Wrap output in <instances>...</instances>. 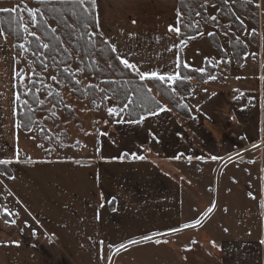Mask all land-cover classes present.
I'll list each match as a JSON object with an SVG mask.
<instances>
[{"label": "crops", "instance_id": "1", "mask_svg": "<svg viewBox=\"0 0 264 264\" xmlns=\"http://www.w3.org/2000/svg\"><path fill=\"white\" fill-rule=\"evenodd\" d=\"M19 1L33 8L42 0H0V9ZM93 10L103 39L141 70L178 76L180 62L207 69L194 47L203 33L184 42L175 31L178 0H96ZM6 47L0 23V206L21 214L0 217V264H29L49 251L89 264H264V117L255 84L264 58L241 66L227 58L228 68L189 79L183 112L162 104L138 121L124 117L114 125L125 139L117 147L61 159L22 155L17 68ZM141 250L148 263L138 260Z\"/></svg>", "mask_w": 264, "mask_h": 264}, {"label": "rangeland", "instance_id": "2", "mask_svg": "<svg viewBox=\"0 0 264 264\" xmlns=\"http://www.w3.org/2000/svg\"><path fill=\"white\" fill-rule=\"evenodd\" d=\"M233 1L224 0L228 5H231ZM249 1L255 4L253 12L255 21L251 23L246 18L238 16V19L246 26L243 34L234 28L231 22H228L220 15L219 0H203L200 4L201 12L199 11L194 16L193 21L195 26L200 28L201 32L199 35L203 33V38L197 39L198 42L194 44V47L200 49L205 59H208L206 60L208 66L202 72L204 76H200L199 79L213 74L214 70L217 71L218 69L221 70L224 67H229L226 59L233 58L230 47L231 39H239L245 44L247 54L244 58L250 59L255 57L259 63L261 62L260 59L264 58V0ZM35 8L36 6L33 8L25 6L20 1L13 5L12 10L19 9L21 11L20 23L23 28L24 39L17 41L3 32L6 37L7 51L14 58L17 68L16 113L19 106L22 110H27L29 105H31L32 109L30 110L33 111L32 117H29V123L27 124L29 127L21 126L20 121L16 117L19 128V141L26 148L22 155L25 157L55 156L64 159L80 156V154L86 151V148L90 150L98 146L97 153H101L102 147L107 148L110 145L117 147L125 139L120 141L121 137L119 134L122 131L114 127L115 121L117 122L124 117H126L125 120L128 118L125 114L126 108H121L112 98L111 94L113 90L108 88L106 92L103 91L102 82L99 79L81 73L75 76L77 83L80 84L83 90L82 96H78L70 87L69 82L65 78H58L52 68L47 67L44 71H39L31 67V58L22 48L29 45L30 36L36 34L34 26L36 17L34 14H29V10L34 11ZM48 24L53 28L51 22H48ZM210 35L215 37L218 44L211 43L209 40ZM255 35L257 36L256 41ZM186 38L190 37H182L180 41H184ZM206 42H209L208 45ZM70 54L73 57V61L69 69L71 73H76L79 69L77 62L81 59V56L71 51ZM218 60L221 61V64H219L220 61ZM234 62L238 66H241L235 59ZM231 63L233 62L231 61ZM33 73L37 74L36 76L39 80H35L32 77ZM190 78L194 79L193 77ZM260 82L259 86L258 81L255 84L260 89L262 114L264 117V80ZM90 85L94 86L96 90L89 89ZM149 87L153 95L162 104H169L155 88ZM91 93L93 94L92 97H90ZM181 97L179 96L180 99ZM109 109H112L111 113H109ZM104 141L107 142L106 144H109L106 145ZM143 152L145 153L146 151L143 150ZM70 168L63 167L62 172L68 171ZM6 173L11 176V169H7ZM2 197L4 200V195ZM18 210L9 209L6 214L5 209L3 210L0 206V217L8 216L17 219L21 217V214H18ZM33 239V235L23 234V243L29 248H35L38 244ZM49 252L52 253V251ZM49 252H47L45 257H32L31 262L27 263L89 264L84 256L56 257L52 254L50 255ZM141 252L138 255V260L148 263V258H145L148 256L143 254L144 250H141ZM101 262L102 264H116L115 257L92 258L91 264H101ZM139 262H135L134 264H138Z\"/></svg>", "mask_w": 264, "mask_h": 264}, {"label": "trees", "instance_id": "3", "mask_svg": "<svg viewBox=\"0 0 264 264\" xmlns=\"http://www.w3.org/2000/svg\"><path fill=\"white\" fill-rule=\"evenodd\" d=\"M202 2L203 0H178L179 38L194 37L200 34V28L195 26L193 20L194 16L199 11L201 12L199 6ZM219 3L220 15L231 22L234 28L242 34L246 26L238 19V16L246 18L251 23L255 21L253 17L255 4L249 0H234L231 5L226 4L224 0H219ZM34 5L36 6L33 11L36 17L34 25L36 34L31 35L29 45L22 48L31 58V67L39 71H44L47 67L52 68L58 78H65L69 82L70 87L78 96H82L83 90L75 76L84 73L96 77L102 82L103 91L106 92L108 88L113 90L112 98L121 108H126L125 114L130 121H138L162 108V103L149 91V86L162 94L164 100L176 110L183 112L179 96L190 93V77L199 79L200 76H204L196 70L184 68L180 62L178 79L172 84L167 80L163 82L156 79L141 81L135 72L120 63L111 45L100 35L90 1H85L81 5L79 0H42L35 2ZM36 9L39 11H35ZM20 14L19 9L0 13L2 31L17 41L24 39ZM48 22L53 24V28ZM254 38L256 41L257 36L255 35ZM209 40L215 45L218 44L213 35H210ZM44 44L48 47H43ZM230 47L233 58L238 64H242L247 54L245 44L239 39H231ZM70 51L81 56L77 62L79 69L76 73H71L69 69L73 61ZM36 75L33 73L32 77L39 80ZM89 89L96 90L92 85ZM92 96L91 93L90 97ZM30 109H32L31 105L27 110L18 107L16 117L21 126L29 127L27 124L33 112Z\"/></svg>", "mask_w": 264, "mask_h": 264}, {"label": "snow or ice", "instance_id": "4", "mask_svg": "<svg viewBox=\"0 0 264 264\" xmlns=\"http://www.w3.org/2000/svg\"><path fill=\"white\" fill-rule=\"evenodd\" d=\"M79 3L81 5H83L85 3V0H79ZM91 3L93 6H95V3H96V0H91ZM0 11H8V9H0ZM35 11H39V9H36ZM29 14L32 15L33 14V10H29ZM214 19V17H213ZM170 30H172V27L170 26ZM175 31L179 32V28H176ZM43 47L47 48L48 45L47 44H44ZM113 52L117 51V49L115 47H113L112 49ZM120 61L121 64L124 65L125 68L135 72L138 76H139V79L141 81H150L152 79H156V80H159V81H165L167 80L168 82H174L176 79H178V76L177 75H162V74H158L157 72L155 71H145V70H141V68L138 66L137 63H133V62H130L127 58H120V57H117ZM200 71H203L202 69ZM214 79V77H213ZM149 91H151V89H149ZM165 109H161V111H164ZM109 113L112 112V109H109L108 110ZM143 119V118H141ZM135 155V154H133ZM139 159H143V157H137ZM0 163H7V161H0ZM7 211V210H5ZM9 223H14V221H8ZM197 224H199L200 222L197 220L196 221ZM189 225H185L184 227H188ZM172 231H176V229H173ZM144 239H150V237H144ZM160 241H157V243H159ZM129 243H136V241H129ZM214 243V242H213ZM125 247L124 244H121L120 245V248L123 249Z\"/></svg>", "mask_w": 264, "mask_h": 264}]
</instances>
